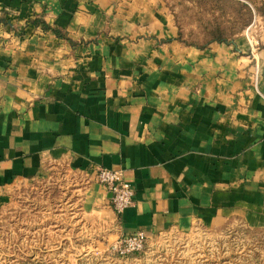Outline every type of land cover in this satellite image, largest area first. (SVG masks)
<instances>
[{"label":"crops","instance_id":"0c3cea01","mask_svg":"<svg viewBox=\"0 0 264 264\" xmlns=\"http://www.w3.org/2000/svg\"><path fill=\"white\" fill-rule=\"evenodd\" d=\"M49 175L105 239L264 232V50L189 45L161 0H0V192Z\"/></svg>","mask_w":264,"mask_h":264},{"label":"rangeland","instance_id":"374dc122","mask_svg":"<svg viewBox=\"0 0 264 264\" xmlns=\"http://www.w3.org/2000/svg\"><path fill=\"white\" fill-rule=\"evenodd\" d=\"M193 46L241 36L264 50V0H161ZM255 13L262 15L254 17ZM62 178V179H61ZM61 179V180H60ZM71 178L49 175L0 192V264H264V232L240 224L170 232L132 254L91 229Z\"/></svg>","mask_w":264,"mask_h":264},{"label":"built area","instance_id":"2783aa9c","mask_svg":"<svg viewBox=\"0 0 264 264\" xmlns=\"http://www.w3.org/2000/svg\"><path fill=\"white\" fill-rule=\"evenodd\" d=\"M254 45H251V49ZM252 51H254L252 49ZM95 179L98 184L104 186L110 195L109 206L117 215H121L125 209L133 203V192L128 183L123 180L122 172L107 168H99ZM146 241L145 235L136 232L120 236L110 250L117 255H128L139 251Z\"/></svg>","mask_w":264,"mask_h":264},{"label":"trees","instance_id":"16d2710c","mask_svg":"<svg viewBox=\"0 0 264 264\" xmlns=\"http://www.w3.org/2000/svg\"><path fill=\"white\" fill-rule=\"evenodd\" d=\"M252 14L254 15V17H256V15H257V16L262 15V14L260 13V11H259L258 13H255L254 10H252ZM211 42L225 43V42H228V41H225V40H223V39H213V41H211ZM211 42H209V43H211ZM187 44L192 45V44H190V43H187ZM207 44H208V43H207ZM204 45H206V44H204ZM204 45H200V46H197V47H201V46H204ZM192 46H193V45H192Z\"/></svg>","mask_w":264,"mask_h":264}]
</instances>
